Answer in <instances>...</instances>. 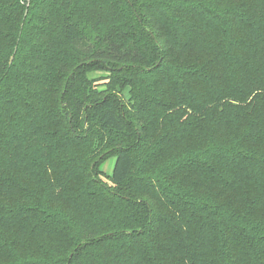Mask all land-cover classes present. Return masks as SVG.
Masks as SVG:
<instances>
[{
	"label": "trees",
	"instance_id": "obj_1",
	"mask_svg": "<svg viewBox=\"0 0 264 264\" xmlns=\"http://www.w3.org/2000/svg\"><path fill=\"white\" fill-rule=\"evenodd\" d=\"M0 264H264V0H0Z\"/></svg>",
	"mask_w": 264,
	"mask_h": 264
},
{
	"label": "rangeland",
	"instance_id": "obj_2",
	"mask_svg": "<svg viewBox=\"0 0 264 264\" xmlns=\"http://www.w3.org/2000/svg\"><path fill=\"white\" fill-rule=\"evenodd\" d=\"M28 7V5H27ZM106 73H104L102 70H97L93 73L90 74L91 77L93 78H97L98 76L101 75H105ZM115 163V158L114 157H107L103 163L100 165V169L102 172V180L109 185V180H108V176L111 174L113 166Z\"/></svg>",
	"mask_w": 264,
	"mask_h": 264
}]
</instances>
